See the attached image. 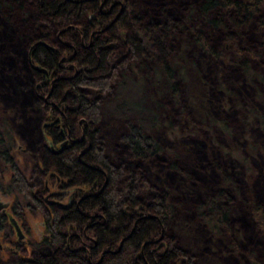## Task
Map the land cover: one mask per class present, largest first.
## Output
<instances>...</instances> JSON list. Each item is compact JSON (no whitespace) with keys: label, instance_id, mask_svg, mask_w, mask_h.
<instances>
[{"label":"rangeland","instance_id":"1","mask_svg":"<svg viewBox=\"0 0 264 264\" xmlns=\"http://www.w3.org/2000/svg\"><path fill=\"white\" fill-rule=\"evenodd\" d=\"M128 1L134 2L141 15L153 23L163 22L168 13L176 21L180 20L170 49V54L178 62V68L174 70L178 97L168 90L163 77L155 74L156 63L149 61L151 69L145 73L129 63L124 66L121 63L123 50L114 49L113 59H118L115 65L120 67H115L111 74V87L94 94L100 110L94 127L103 144L102 153L113 164H124L130 157L127 144L123 141L129 123L144 120L149 125L156 120L149 129L162 145L161 152L150 158L134 159L133 163L137 171L145 175L147 182L141 179L138 185L140 194L142 192L145 198L151 199L163 188L169 190L175 220L164 227L165 239L172 237L200 264H250L249 251L264 263V237L252 225L249 213L252 201L264 205V120L259 117L264 115V56L252 55V51L259 49L260 37L252 25L234 32L235 46L245 48L250 59L252 73L248 76L228 58L234 57V47L227 56L214 57L200 49L192 39L191 26L197 24L202 26L204 36L211 45L216 49H225L223 31L209 29L195 12L190 11L201 0ZM9 2L0 0V36L16 29L13 19L6 14ZM26 10L36 22L52 23L48 18H42L35 7L28 6ZM166 10L168 12L165 13ZM188 13L191 18L186 20ZM86 20L88 22V17ZM84 22L78 19L71 25L61 24L63 34H58L62 27L53 25L50 29L52 41L59 46L60 40L70 41V31L75 32ZM2 42L0 40V122L7 119L11 125L14 143L10 154L21 175L32 183L28 190L36 193L44 183V177L36 169L41 159L37 145L44 142L42 122L46 116L48 119L57 118L58 113L48 111L46 114L45 109L39 107L36 100L39 94L37 80L33 79L28 69L31 62L29 49L25 46L21 53L19 48L15 51L7 44L1 46ZM70 52L63 48L62 54L68 56ZM68 63L73 62L68 60L63 64ZM68 68L63 67L61 74L65 75ZM72 71L74 73L75 68ZM124 73L126 76H123ZM115 91L121 93V100L125 103L118 99L113 101ZM28 98L31 103L26 104L24 101ZM30 125L34 129L32 132L28 130ZM30 143L34 150L28 147ZM172 163H175L173 168ZM12 172L0 162V183L3 187ZM224 173L230 176L228 185L222 181ZM47 179V192L51 189L67 191L68 187H60L63 178L57 180L52 174ZM222 185L231 213L228 226H221L216 232L198 216L197 205ZM2 186L1 200L20 207L19 212L11 206L4 212L11 213L21 225L22 237L17 238L9 222L5 220L4 225L2 222L0 263H16V259L32 258L39 253L40 248L35 242L39 241V234L45 232L41 224L44 215L39 208L29 210L28 206L33 202L24 195L28 192H4ZM82 187L85 191L89 185ZM67 195L68 191L60 201H64ZM71 225L68 223L62 227L66 234L70 233ZM71 228L74 233L81 231L74 225ZM48 249L42 246L40 251Z\"/></svg>","mask_w":264,"mask_h":264},{"label":"trees","instance_id":"2","mask_svg":"<svg viewBox=\"0 0 264 264\" xmlns=\"http://www.w3.org/2000/svg\"><path fill=\"white\" fill-rule=\"evenodd\" d=\"M119 1H122L123 5L114 20H111L115 16L112 14L97 16L96 3L93 0H10L9 2L6 14L9 19H13L16 29L15 31L12 29L11 33L4 32L0 36V40L3 41L1 46L7 44L15 51L19 48L21 53L26 46L29 49L28 55L43 66L49 65L55 68L57 57L60 55L59 45L52 41L50 29L53 25L62 27L58 34L64 33V27L61 24L71 25L78 19L85 21L79 28L88 34L93 28L104 26L100 33L93 35L89 46H82L76 35L74 36L76 53L71 61L75 72L73 73L72 67H69L67 69L69 71L65 73L66 77L58 78L50 86L51 98L58 103L71 123L77 122L76 119L82 117L87 122L82 142L78 144L79 146L72 145L60 154L48 152L41 143L37 145L43 168H54L72 181L97 189L101 188L95 195H88L79 208L83 212L100 213V217L97 218L102 219L103 223L97 222L89 226L88 233L93 238L94 245L90 248L87 257L81 249L73 251L67 249L66 234L62 229L69 221L75 228L81 229V214L74 209V206L67 209L57 207L53 218L48 217L44 223L45 235L36 243V247L40 250L42 246L49 249L39 250L32 259L21 258L16 259V263L4 261L0 264H65L66 262L73 264H200L172 237L167 239H165L166 235L164 237V227L168 222L175 220L169 190L163 188L153 194L151 199L145 198L142 192L140 194L141 188L139 189L138 185L141 179L144 183L147 181L145 175L137 171L133 160L150 158L161 152L162 145L154 139L149 129L155 125L156 120L149 125L144 120L129 123L128 132L123 137V141L127 144L130 157L124 164L115 165L107 155L102 153L103 144L94 127L100 111L98 99L94 94L111 87L113 81L111 74L118 66L115 65L118 59L117 61L113 59L114 49L118 47L119 51L123 50L121 63L124 66L129 63L143 69L146 73L151 69L148 62L156 63L155 74L163 77L168 90L178 97V85L174 74V70L178 68V62L170 54V49L180 20L176 21L168 13L163 22L153 23L141 15L140 9L134 2ZM28 6L35 7L42 18H48L52 23L40 24L30 18V15L26 13ZM190 11L195 12L209 29H221L225 38L223 44L225 49H216L204 36L202 26L197 24L191 26L192 39L200 49L202 48L211 56L223 57L230 54L231 47H234L233 50L236 53L234 57L228 56L229 60L250 76L252 73L250 59L246 55L245 48L235 46L234 32L241 27L254 26V32H257L260 40L257 44L259 49L252 51V55L264 56V0H201ZM87 17L88 22H86ZM185 17L186 20L191 18L189 13ZM70 32H72L71 35L75 34L72 30ZM45 43L52 47L58 46L56 52H53ZM28 69L36 80L37 71L30 66ZM62 70L63 68L60 69V74ZM123 76L126 74L124 73ZM115 93L113 101L121 100V93L117 91ZM36 100L39 107L44 110L45 103L39 95ZM121 101L125 103L124 100ZM24 102L31 103L29 98ZM259 117L264 120V115ZM75 128L72 130L75 133L74 136L77 134V127ZM28 130L34 131L33 126L30 125ZM12 132L8 121L2 120L0 122V161L13 173L4 187L1 183L0 185L5 192H29L28 183L23 180V176L15 168L13 159L8 155L13 144ZM32 146L33 144H28V147L34 150ZM83 147L87 149L83 150L78 158L77 154ZM242 158L246 157L242 156ZM171 167H175V163H172ZM229 180L230 176L224 173L223 183L228 185ZM224 188L223 185L218 187L197 205L198 216L216 232L220 231L221 226H228L231 213V205L228 203ZM24 195L27 197V194ZM250 204L252 225L264 237V205L258 201H252ZM3 221V217L0 216V227ZM249 256L250 264H264L261 259L254 256L252 251H249Z\"/></svg>","mask_w":264,"mask_h":264},{"label":"flooded vegetation","instance_id":"3","mask_svg":"<svg viewBox=\"0 0 264 264\" xmlns=\"http://www.w3.org/2000/svg\"><path fill=\"white\" fill-rule=\"evenodd\" d=\"M93 1L96 3L97 16H99V14H102L104 16H111V14L115 15L111 20H114L117 14H119V12L121 11V7L123 5V2L122 1L120 2L119 0H93ZM103 29H104V26L93 28L92 30L89 31V34H88L87 32L85 33L84 30H81L80 28H78L75 30V34H72L70 41L64 42L60 40L61 41L60 46H59L60 55L59 57H57L55 68H51V66L49 65L43 66L41 63L35 60V58L34 59L31 58L29 55V58H30L29 60L31 61L30 67L36 70L38 73V76L36 78L37 80L36 88L39 93L38 95L40 96L41 100L45 103V107H46L45 113L48 114L47 113L48 111L51 112V114L58 113L56 115L57 118L48 119L46 116L44 117L45 119L42 122L43 124L42 133L44 135V142L42 145L45 146V149H47L48 152H51L54 154H60L61 152H64L65 150L69 149V147H72V145L79 146L80 143L82 142L83 136L85 134L84 131H85V128L87 127V122L82 117V118H79L77 122L71 123L69 118L65 115V113L60 108V106H58V103L55 102L51 98L50 86L53 84L54 81H57L58 78L66 77L65 75L60 74L61 68L63 67H67V68L72 67L73 69L75 68L73 66V63H68L65 65L63 64L64 62L68 60H72L74 58V55L76 53V45L74 44L73 39L77 37V39H79V44H81L82 46H89L93 35L96 33H100V31ZM45 45L51 48L53 52H56L58 48V46H56L57 48L52 47L48 45L47 43H45ZM63 48H67L68 50H71L68 56H64L62 54ZM75 127H77V134H76L77 136L76 135L74 136L75 134L74 131L72 132V130L76 129ZM11 136H12V142L14 143L13 132ZM11 149L8 151V155L12 159V156L10 154ZM85 149H87V147L81 148V150L77 154L78 158L80 157L79 154L82 153L83 150L85 151ZM15 168L16 170H18L20 174H22L21 170L18 169L17 165H15ZM36 169H37V172L44 177L43 178L44 183H43V187L40 188V190H37L36 193H34L33 191L28 192L27 198L33 202V204L31 203L28 206L29 210L35 211L36 208H39L40 212L41 210L43 211L44 216H43L41 224L44 225V229H45V224H44L45 221L47 220L48 217L50 219L53 218L54 210L57 207L61 209H67L69 207L74 206V209H76V211L79 212L82 216V228H81V231L79 230V232L74 233L72 232V228H71L73 226L72 224L70 226V233L68 234L65 233L66 234L65 235V245L67 249L72 250V251L76 249H81L82 251H84V253H86V256L88 257V254L90 252L89 250L94 245L93 238L91 237L90 233H88L89 226L97 222L103 223V221L102 219L97 218L98 216L100 217V213L97 212L93 214L89 212H83L80 210L79 207L82 205V203L85 201L88 195H95L97 192L100 191L101 188L98 187L97 189L96 187L89 186L88 190L84 191L82 189L83 188L82 186H85V184L72 181L71 178L64 176V174L61 175L55 169H53L54 171H51L52 168H46V169L43 168L41 159L39 160V166H37ZM52 174L55 175V179L57 180H60V179L62 180V178L64 179L60 186L61 188L68 187L66 189L68 191V195L64 201H60V198L67 191L64 192L65 190H53V189H51L50 192L46 191L47 188H49L48 187L49 179H47V177L48 176L51 177ZM11 176L12 174L8 177V179ZM23 180H25L28 183L29 188L32 186V183H30L29 180H26L25 177H23ZM33 199H35L36 202ZM1 201L3 203H7L6 206H2L0 208V216H2L4 219L3 225L5 224V220H6L7 222L11 224V226H13V230L17 238L22 237L21 225L17 223L15 217H13L11 213L8 212V214H5L4 212L5 209H7L9 206H11V208L14 211L19 212V209H20V207H18L19 205H17L16 203L12 204L8 200L7 201L1 200ZM68 223L71 224L70 221ZM3 225H1L2 227L0 228H3L4 227ZM17 229H19V232L17 231ZM39 235H40L39 236L40 237L39 241H40L42 237L45 235V232L44 234L40 233ZM76 240L78 242H76ZM24 259H32V258L29 257V258H24Z\"/></svg>","mask_w":264,"mask_h":264},{"label":"water","instance_id":"4","mask_svg":"<svg viewBox=\"0 0 264 264\" xmlns=\"http://www.w3.org/2000/svg\"><path fill=\"white\" fill-rule=\"evenodd\" d=\"M7 205V203H3L1 200H0V208L2 207V206H6ZM17 231L19 232V229H17ZM20 236V235H19Z\"/></svg>","mask_w":264,"mask_h":264}]
</instances>
